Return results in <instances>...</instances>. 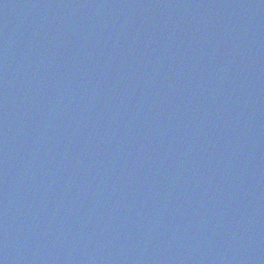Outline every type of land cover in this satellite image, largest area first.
Returning <instances> with one entry per match:
<instances>
[{
  "label": "water",
  "instance_id": "95a60500",
  "mask_svg": "<svg viewBox=\"0 0 264 264\" xmlns=\"http://www.w3.org/2000/svg\"><path fill=\"white\" fill-rule=\"evenodd\" d=\"M0 264H264V0H0Z\"/></svg>",
  "mask_w": 264,
  "mask_h": 264
}]
</instances>
